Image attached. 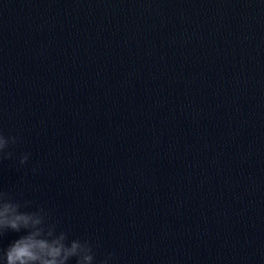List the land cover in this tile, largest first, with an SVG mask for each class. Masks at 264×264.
<instances>
[{
  "label": "clouds",
  "instance_id": "1",
  "mask_svg": "<svg viewBox=\"0 0 264 264\" xmlns=\"http://www.w3.org/2000/svg\"><path fill=\"white\" fill-rule=\"evenodd\" d=\"M20 141V136L0 131V164L13 159L20 167L28 164L30 153L17 156L13 150ZM31 171L36 174L38 167ZM9 231L22 235L0 247V264H114L115 252L98 259L99 238L74 236L43 205L33 206L22 194L0 188V238Z\"/></svg>",
  "mask_w": 264,
  "mask_h": 264
}]
</instances>
